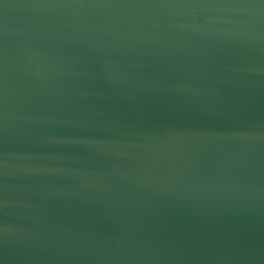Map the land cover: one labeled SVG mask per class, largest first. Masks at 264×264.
I'll list each match as a JSON object with an SVG mask.
<instances>
[{
	"label": "water",
	"instance_id": "water-1",
	"mask_svg": "<svg viewBox=\"0 0 264 264\" xmlns=\"http://www.w3.org/2000/svg\"><path fill=\"white\" fill-rule=\"evenodd\" d=\"M0 264H264V0H0Z\"/></svg>",
	"mask_w": 264,
	"mask_h": 264
}]
</instances>
